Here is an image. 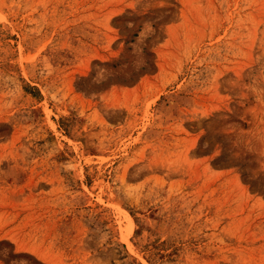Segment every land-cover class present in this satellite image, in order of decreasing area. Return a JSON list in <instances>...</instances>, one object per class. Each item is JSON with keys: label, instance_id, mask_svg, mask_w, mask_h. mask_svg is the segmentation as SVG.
<instances>
[{"label": "rangeland", "instance_id": "1", "mask_svg": "<svg viewBox=\"0 0 264 264\" xmlns=\"http://www.w3.org/2000/svg\"><path fill=\"white\" fill-rule=\"evenodd\" d=\"M0 264H264V0H0Z\"/></svg>", "mask_w": 264, "mask_h": 264}]
</instances>
